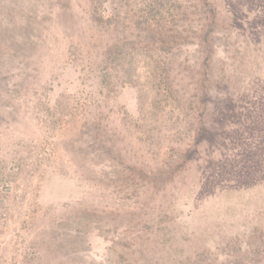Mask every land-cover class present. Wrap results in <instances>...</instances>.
<instances>
[{
    "label": "rangeland",
    "instance_id": "374dc122",
    "mask_svg": "<svg viewBox=\"0 0 264 264\" xmlns=\"http://www.w3.org/2000/svg\"><path fill=\"white\" fill-rule=\"evenodd\" d=\"M214 3L212 78L223 57L229 76L206 125L221 136L173 169L199 103L192 0H0V264H117L124 240L132 264H154L157 222L206 262L257 250L243 264H264V0ZM138 25L160 37L107 54ZM184 27L190 42L161 44Z\"/></svg>",
    "mask_w": 264,
    "mask_h": 264
},
{
    "label": "trees",
    "instance_id": "16d2710c",
    "mask_svg": "<svg viewBox=\"0 0 264 264\" xmlns=\"http://www.w3.org/2000/svg\"><path fill=\"white\" fill-rule=\"evenodd\" d=\"M95 6L98 4L99 0H91ZM227 3L230 0H225ZM193 4V19L195 21V26H197L194 34L197 39L198 44V51L200 53L199 58V69L197 71L198 75V91H199V103L197 105V112L196 114H192L191 119L195 120V125L193 127V135L191 144L185 149L184 153H180L178 159L173 167V169L184 168L187 161L190 160L192 157L195 149L197 148L198 144L201 143L203 140H212L211 142L218 141V136H221V133L218 134L217 131H213L209 129L206 125V107L208 105L209 100V89L212 85H218L220 88H223L225 85L226 80L228 79V65L226 63V58L223 57L220 62V71L216 74L217 76L212 78V60L214 58L216 52V45H215V38L217 32L222 28L223 29V20L220 18L218 9L214 0H192ZM240 10H242V2L239 4ZM187 11L184 9V12ZM239 15L234 14V24L238 23L237 18ZM190 18L187 17V20ZM138 24H142L141 21H138ZM137 32H135L131 39H123L118 38L117 36H113V41L110 43L109 47H107L106 52L107 54L113 52V49H116L117 55L122 51H126L127 48L125 46L126 43L130 42L131 49L136 42L133 39L145 41L147 43L154 42L157 39V32L155 30L144 28L142 25H138ZM160 37V36H158ZM138 38V39H137ZM192 35H189V29L185 27L178 31V29L173 28L171 34L168 35L167 39H163L161 44L168 46L170 44H174L177 41L185 44L190 42ZM189 40V41H188ZM139 42V41H138ZM227 72V73H226ZM104 79L100 80V83H104ZM235 102L231 100L229 96H225L222 98V102L220 103L219 107L221 108L218 113H215V116L218 117L221 122L225 121L227 118V114L234 109ZM218 134V135H217ZM217 136V137H216ZM216 143V142H215ZM138 173L144 174L142 170H138ZM136 179L141 180L143 175H139ZM154 176V175H152ZM149 181L153 182L155 179ZM156 182L153 183V186ZM164 225H161L159 222L153 224L152 232H155L154 239L157 240L160 245L168 251L166 256H159V258H152L154 259V264H243L249 260H255L259 257V253H255V250L246 251L245 253L240 254L238 251L231 254V255H223L222 259H219V256H215L213 259L209 261H205V259H200L195 256V253L192 255L187 251V247L185 244L182 246L179 245L180 240L175 241V233L168 229V234L165 235L163 232L165 229L163 228ZM140 246V245H139ZM138 243L135 241H127L124 240L122 243H119L117 246L112 248L113 255L109 256L111 262H116L117 264H132V260L129 258L131 251L135 250V247L140 248ZM174 246V252L171 254V249ZM213 246V245H211ZM216 248H220L215 246ZM126 249L125 254H123V250ZM210 250H214V248L205 247V249H201L202 252H208ZM259 250V249H258ZM263 249H260V252H263ZM151 259V260H152ZM153 261V260H152Z\"/></svg>",
    "mask_w": 264,
    "mask_h": 264
}]
</instances>
